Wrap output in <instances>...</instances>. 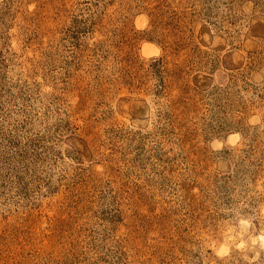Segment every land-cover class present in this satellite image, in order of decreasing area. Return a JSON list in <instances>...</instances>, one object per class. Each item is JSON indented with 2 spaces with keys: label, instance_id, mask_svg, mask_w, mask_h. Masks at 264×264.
I'll return each instance as SVG.
<instances>
[{
  "label": "rangeland",
  "instance_id": "374dc122",
  "mask_svg": "<svg viewBox=\"0 0 264 264\" xmlns=\"http://www.w3.org/2000/svg\"><path fill=\"white\" fill-rule=\"evenodd\" d=\"M0 264H264V0H0Z\"/></svg>",
  "mask_w": 264,
  "mask_h": 264
}]
</instances>
